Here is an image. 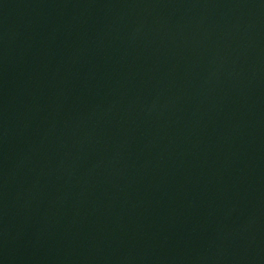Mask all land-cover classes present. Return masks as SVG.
<instances>
[{
    "label": "water",
    "instance_id": "water-1",
    "mask_svg": "<svg viewBox=\"0 0 264 264\" xmlns=\"http://www.w3.org/2000/svg\"><path fill=\"white\" fill-rule=\"evenodd\" d=\"M0 264H264V0H0Z\"/></svg>",
    "mask_w": 264,
    "mask_h": 264
}]
</instances>
